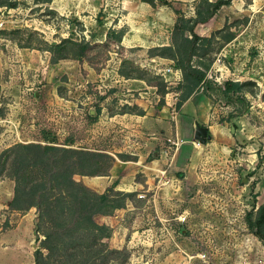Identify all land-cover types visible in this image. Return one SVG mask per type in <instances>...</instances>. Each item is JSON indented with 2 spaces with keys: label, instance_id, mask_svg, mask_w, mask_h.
Instances as JSON below:
<instances>
[{
  "label": "rangeland",
  "instance_id": "1",
  "mask_svg": "<svg viewBox=\"0 0 264 264\" xmlns=\"http://www.w3.org/2000/svg\"><path fill=\"white\" fill-rule=\"evenodd\" d=\"M203 9L200 0H0V264L34 263L50 224L44 198L60 192L41 188L30 161L39 148L16 146L30 143L56 146L44 158L58 171L63 149L87 152L73 155L72 178L122 198L93 216L108 228L103 244L120 251L95 264H264L245 219L264 202V0H231L194 26L207 38L194 42L189 62L205 73L194 86L159 48L181 23L174 10L189 26ZM207 115L225 135L201 143L189 126ZM98 168L106 174L89 173Z\"/></svg>",
  "mask_w": 264,
  "mask_h": 264
},
{
  "label": "trees",
  "instance_id": "2",
  "mask_svg": "<svg viewBox=\"0 0 264 264\" xmlns=\"http://www.w3.org/2000/svg\"><path fill=\"white\" fill-rule=\"evenodd\" d=\"M200 1L206 5V9L197 10L195 12L196 17L189 26H185L188 19L184 16L182 17L180 11L174 10L178 15L177 20L181 21V23H175L170 44L159 48L162 52H169L167 54L160 52V56L174 60L177 68H180L184 73H190L185 78L189 79L191 77L194 86L200 83L205 76L204 72L192 67L189 62L193 56L197 55V48L194 42L197 39H207L197 35L194 31V26L199 22H205L221 6L228 5L231 0ZM186 30L188 34H185ZM82 45L79 43V48H77L75 53L76 58H80L83 54L85 47ZM207 134H209L208 131ZM16 146L26 150L28 153L32 152L30 149L39 148V156L30 158V161L37 164L39 168L43 180V187L41 188H44V185H49L57 187L60 191L56 196L49 195L56 202L54 204L47 201L49 196H45L44 198L46 204L43 213L50 215V224L48 229L43 233L44 238L41 241L40 247L33 251V264H95L93 260L101 257V255L105 258L111 253L119 254L120 251L108 249L103 244L102 238L108 236V228L104 224L96 223L93 216L97 213L110 214L114 208L122 207V198L111 199L110 191L101 194L96 193L72 178V174L75 171L72 160L73 155L77 154L78 161H82L87 152L84 153L83 151L68 148L63 149L62 152H64L69 161L68 164L67 162L64 164V169L62 168L58 171L55 166L47 165L48 163L44 158L56 146L31 143ZM69 165L71 167L70 170ZM89 173L106 174V169L101 170L98 168L97 171ZM44 175L48 177L44 178ZM36 205L37 203H35ZM245 219L248 228L264 242V202L257 207L254 213L248 212ZM94 249L96 253L92 254Z\"/></svg>",
  "mask_w": 264,
  "mask_h": 264
},
{
  "label": "crops",
  "instance_id": "3",
  "mask_svg": "<svg viewBox=\"0 0 264 264\" xmlns=\"http://www.w3.org/2000/svg\"><path fill=\"white\" fill-rule=\"evenodd\" d=\"M135 81H141V80H139V79H135ZM164 109L167 111V113H168V110H169V108L168 107H166V106H163V107H161V109H160V111H164ZM145 110V109H144ZM181 111H183V110H181ZM151 113V112H150ZM145 115V117L146 118H148V114H146V112L144 113ZM169 114V113H168ZM133 116V115H132ZM134 116H136L135 118H133V119H136L137 117H139L138 119H141V116H143V115H141V114H136V115H134ZM167 116V115H166ZM163 117H164V114H162V118H157L156 117V124H157V126H161V127H163L166 131H167V128H168V124H169V120H164L163 119ZM168 117V116H167ZM170 117V116H169ZM169 117H168V119H169ZM172 117V116H171ZM127 119H129V118H127ZM151 119V121L153 122L154 121V117H152V118H150ZM184 121H186V120H184ZM182 123V122H181ZM199 124V125H201V126H204V127H206V129H207V131L209 132V133H211V135H212V137L214 136V134H215V132L216 131H218V133L219 134H223V135H225V132H224V130H223V127H221V128H212L213 126H211L210 125V123H209V116L207 115L205 118H202V119H198L197 121H195V120H193L191 123H190V126H189V132L191 131L190 129V127H192V126H195V124ZM153 124V123H152ZM162 128V129H163ZM212 129H214V130H212ZM194 130H195V127H194ZM215 131V132H214ZM165 133V132H164ZM167 133V132H166ZM179 133H180V126H179V124L177 123L176 125H175V133L174 134H177V135H179ZM186 142H190L189 140H187ZM193 147V150L194 151H196L197 150V148H198V146H195L194 144L192 145ZM195 147V148H194ZM194 156V155H193ZM165 160H166V158H164ZM191 163V162H190ZM189 162H188V165L190 164ZM108 183H109V181L108 182H106V184L105 185H108Z\"/></svg>",
  "mask_w": 264,
  "mask_h": 264
},
{
  "label": "water",
  "instance_id": "4",
  "mask_svg": "<svg viewBox=\"0 0 264 264\" xmlns=\"http://www.w3.org/2000/svg\"><path fill=\"white\" fill-rule=\"evenodd\" d=\"M207 129L204 126L199 124H195L194 137L198 140V142L204 143L206 140Z\"/></svg>",
  "mask_w": 264,
  "mask_h": 264
}]
</instances>
